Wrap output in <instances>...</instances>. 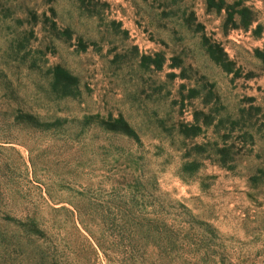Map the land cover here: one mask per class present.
Masks as SVG:
<instances>
[{"label": "rangeland", "instance_id": "374dc122", "mask_svg": "<svg viewBox=\"0 0 264 264\" xmlns=\"http://www.w3.org/2000/svg\"><path fill=\"white\" fill-rule=\"evenodd\" d=\"M212 1L0 0V264H264V0Z\"/></svg>", "mask_w": 264, "mask_h": 264}, {"label": "trees", "instance_id": "16d2710c", "mask_svg": "<svg viewBox=\"0 0 264 264\" xmlns=\"http://www.w3.org/2000/svg\"><path fill=\"white\" fill-rule=\"evenodd\" d=\"M212 5L213 4V1L212 0H209V5ZM146 230H143L142 228H136L134 230V236L135 238H138L141 234H145Z\"/></svg>", "mask_w": 264, "mask_h": 264}]
</instances>
